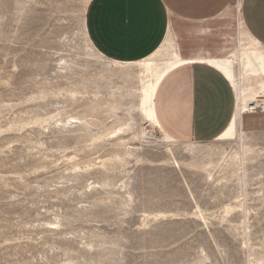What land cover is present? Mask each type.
I'll list each match as a JSON object with an SVG mask.
<instances>
[{
	"label": "rangeland",
	"instance_id": "374dc122",
	"mask_svg": "<svg viewBox=\"0 0 264 264\" xmlns=\"http://www.w3.org/2000/svg\"><path fill=\"white\" fill-rule=\"evenodd\" d=\"M91 1L0 0V264H264V131L168 145Z\"/></svg>",
	"mask_w": 264,
	"mask_h": 264
},
{
	"label": "crops",
	"instance_id": "0c3cea01",
	"mask_svg": "<svg viewBox=\"0 0 264 264\" xmlns=\"http://www.w3.org/2000/svg\"><path fill=\"white\" fill-rule=\"evenodd\" d=\"M86 26L113 61H143L173 42L181 61L164 72L154 103L162 131L178 142L217 140L237 119L236 87L220 65L244 88L264 84L259 55L244 54L242 34L264 47V0H92ZM239 116L242 130L264 131V111Z\"/></svg>",
	"mask_w": 264,
	"mask_h": 264
},
{
	"label": "bare ground",
	"instance_id": "6f19581e",
	"mask_svg": "<svg viewBox=\"0 0 264 264\" xmlns=\"http://www.w3.org/2000/svg\"><path fill=\"white\" fill-rule=\"evenodd\" d=\"M91 1V0H90ZM85 30L86 26L84 25ZM86 34L88 33L87 30L85 32ZM244 39L243 40H248L249 44L243 49L244 54L248 55V57H252L253 55H259V64H258V70H260L264 74V47L255 40L252 36H250L246 31L243 30L242 32ZM88 35V34H87ZM166 44L160 47L158 51H156L154 54L151 56L147 57L146 60L139 61V62H132L131 63H124V62H119V61H113L110 60V63L114 66H119L121 68H125L127 70H131L132 67L137 66L139 68H143V70L146 71H152L153 73V68L155 69H161L160 71H156L155 73V81L151 84L149 87L148 95L146 97V102L148 103L147 110H145V113L148 118H150L151 124H153L155 127H158L161 129L160 123L158 118L156 117V112H155V96L157 92V85L160 82L164 72L171 67L175 66L177 63H179L181 60L179 59L177 52L175 51L174 44L171 42L170 39L166 40ZM90 46V45H89ZM91 46L90 49H92ZM94 51V50H92ZM97 51V50H96ZM223 66V67H222ZM221 68L224 69L229 75V77L232 79L234 86L236 87L237 91V119L234 120L229 128L224 132V134L219 137L217 140H224V139H229L233 138L237 135H243L245 139L248 141V143L245 145L246 146V155L250 154V152L254 151L255 149L253 146L249 143V141H253V137L250 136L251 133L248 131H244L240 128V116L243 113H248V110L250 109L251 105L254 103L257 105V107H262L264 108V100H260L259 96L256 97L257 93L262 92L264 93V84H261V87L258 88L257 90L252 91L251 89L244 88L242 85H240L239 80L235 79V74L233 70L228 68L226 64L220 65ZM144 73V72H143ZM145 74V73H144ZM249 99H252L253 101L248 102ZM264 111V110H263ZM74 119L75 122L81 121L80 118L78 117H72L70 120ZM162 130V129H161ZM163 132V138L166 142H168V145L176 144L179 143L175 139H173L171 136H169L167 133ZM144 135H148L145 132L143 133ZM200 143L194 142V143H185L183 145L184 151L194 154L198 151H201L203 149L202 146L199 145ZM168 150L172 152V148L170 146L167 147ZM254 149V150H253ZM260 150V149H259ZM256 151V150H255ZM258 151V149H257ZM257 151L255 153H257ZM259 153L261 152L258 151ZM254 154V153H253ZM232 160L238 161L239 158V153L237 151H234V153L231 156ZM211 175V174H210ZM209 175V177H210Z\"/></svg>",
	"mask_w": 264,
	"mask_h": 264
},
{
	"label": "built area",
	"instance_id": "2783aa9c",
	"mask_svg": "<svg viewBox=\"0 0 264 264\" xmlns=\"http://www.w3.org/2000/svg\"><path fill=\"white\" fill-rule=\"evenodd\" d=\"M264 108L257 107V105L254 103L251 105L250 109L248 110V113H253V112H258V111H263Z\"/></svg>",
	"mask_w": 264,
	"mask_h": 264
}]
</instances>
